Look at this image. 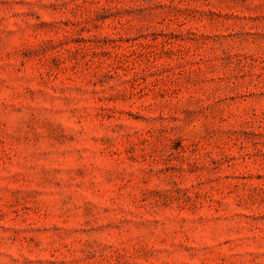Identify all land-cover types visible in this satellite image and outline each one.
<instances>
[{
	"label": "rangeland",
	"instance_id": "obj_1",
	"mask_svg": "<svg viewBox=\"0 0 264 264\" xmlns=\"http://www.w3.org/2000/svg\"><path fill=\"white\" fill-rule=\"evenodd\" d=\"M0 264H264V0H0Z\"/></svg>",
	"mask_w": 264,
	"mask_h": 264
}]
</instances>
